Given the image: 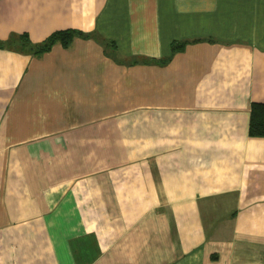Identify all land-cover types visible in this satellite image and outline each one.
<instances>
[{
	"label": "crops",
	"instance_id": "1",
	"mask_svg": "<svg viewBox=\"0 0 264 264\" xmlns=\"http://www.w3.org/2000/svg\"><path fill=\"white\" fill-rule=\"evenodd\" d=\"M66 29L0 47V264H264V0H0Z\"/></svg>",
	"mask_w": 264,
	"mask_h": 264
},
{
	"label": "trees",
	"instance_id": "2",
	"mask_svg": "<svg viewBox=\"0 0 264 264\" xmlns=\"http://www.w3.org/2000/svg\"><path fill=\"white\" fill-rule=\"evenodd\" d=\"M76 38L90 39L94 38V35L91 33H84L80 30L75 29H66L60 30L52 33L41 43H33L27 34L15 35L12 34L11 37L7 40H0V47L18 50L22 52L31 53L35 56L42 55L52 49V47L56 44H61L63 47L68 48L72 45L73 41ZM101 43L105 48H109L113 50V56L118 61V53L114 51L116 50L115 42L108 41L106 39L101 38ZM188 41L178 42L175 41L172 43L171 54L164 58H149L145 60H140L137 58L130 59L129 63H152L158 65H166L168 64L175 53L179 50H182ZM122 62V61H118ZM249 135L251 137H260L264 138V103H252L251 111H250V124H249Z\"/></svg>",
	"mask_w": 264,
	"mask_h": 264
},
{
	"label": "rangeland",
	"instance_id": "3",
	"mask_svg": "<svg viewBox=\"0 0 264 264\" xmlns=\"http://www.w3.org/2000/svg\"><path fill=\"white\" fill-rule=\"evenodd\" d=\"M173 42H175V41H173ZM172 42V43H173ZM178 42H180V41H178ZM181 42H183V41H181ZM171 50H172V44H171ZM183 51V49L182 50H179V51H177L176 53H179V52H182ZM175 53V54H176ZM171 54V53H170ZM167 57V56H166ZM164 58V57H163ZM130 61V60H129ZM129 61H126L127 63H129ZM130 64V63H129ZM156 65H158V64H156ZM162 66V65H161ZM164 66V65H163Z\"/></svg>",
	"mask_w": 264,
	"mask_h": 264
}]
</instances>
